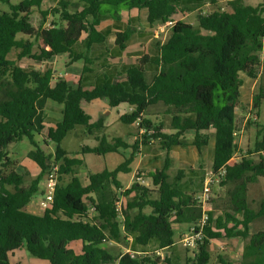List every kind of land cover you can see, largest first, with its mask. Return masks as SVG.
I'll list each match as a JSON object with an SVG mask.
<instances>
[{
	"label": "trees",
	"instance_id": "trees-1",
	"mask_svg": "<svg viewBox=\"0 0 264 264\" xmlns=\"http://www.w3.org/2000/svg\"><path fill=\"white\" fill-rule=\"evenodd\" d=\"M0 2L8 6L0 11V264H12L10 256L22 248L48 264H158L161 260L154 251L145 253L147 249H142L131 255L112 251L106 244L119 243L130 235L132 248L148 246L152 240L157 248H169L175 243L173 223L189 228L201 216L196 193L178 187L175 180L183 171L178 170L170 179L168 158L161 168L144 173L151 187L137 181L141 171L135 172L130 186H120L117 173L130 171L132 156L114 170L88 171L86 182L81 181L76 169L82 160L70 156L60 143L77 125L90 135L103 127L102 117L91 121L81 107L82 101L96 98L106 100L109 107L121 103L130 107L119 121L125 125L137 123L139 139L133 143L131 155L140 143L152 140L167 151L176 146L200 150L208 144L206 131L212 128L211 170L224 171L218 183L227 189L228 206L219 214L206 211L202 241L192 257H186L185 264H211L210 241L232 237L247 239L240 264H264V229L249 231L252 220L264 215V197L257 211L247 202V184L264 177V121H253V147L237 155L234 120L243 84L240 73L256 78L261 68L262 4L248 5L244 0H225L223 6L219 0H57L42 9L43 0ZM203 2L215 7L203 12ZM104 5L116 9L110 12ZM132 8H145L149 24L196 10L195 25L175 20L169 37L159 45L158 55L141 56L135 64L126 66L124 81H104L90 89H83L80 83L74 86L62 77L53 80L52 68H24L17 62L24 57L42 62L66 54L68 62L82 61L85 73L92 62L88 56L90 46L105 40L97 29L104 15L118 18L120 9ZM34 9L40 13L37 27L31 21ZM129 32L116 33L121 49ZM83 34L84 49L77 51L75 46ZM13 50H18L15 59L8 57ZM148 61L159 66L151 82H146L143 72ZM48 99L62 104L63 109L61 120L46 128L44 108ZM158 102L167 107L160 114L162 118L154 122L144 116V110ZM263 102L264 85L260 84L253 94L254 110H259ZM35 134L41 135L45 144L52 141L55 150L46 153L34 140ZM24 137L33 145L27 155L38 167L29 179L25 172L14 170L6 151L8 144ZM95 140L97 145L82 146L80 152L102 155L129 146L120 136L101 135ZM51 160L58 164L52 204L40 214L28 211L26 206L44 181ZM65 176L69 179L64 180ZM74 241L81 242L79 252L70 247ZM218 259L220 264H229L222 256ZM163 261L175 264L168 256Z\"/></svg>",
	"mask_w": 264,
	"mask_h": 264
},
{
	"label": "rangeland",
	"instance_id": "rangeland-1",
	"mask_svg": "<svg viewBox=\"0 0 264 264\" xmlns=\"http://www.w3.org/2000/svg\"><path fill=\"white\" fill-rule=\"evenodd\" d=\"M19 0H11L12 3H17ZM77 2V0H72ZM195 1V0H194ZM198 1V0H196ZM56 0H43V8L49 7ZM244 2L248 5L256 6L258 4H262L264 7V0H244ZM225 3L224 0H220L219 4L223 6ZM79 4V3H78ZM211 5V4H210ZM204 6V4H203ZM209 6V5H208ZM203 7L205 10H212L215 6L211 5L212 7ZM104 9L110 10L113 12L116 7L110 5H104ZM75 6L73 7V9ZM8 6L5 3L0 2V11L7 10ZM122 10V9H120ZM119 10V11H120ZM196 14H192L184 18L186 21H195ZM51 18H48L47 21L49 22ZM32 24L37 27L40 22V13L39 10L34 9L31 15ZM47 25V23H46ZM18 37H23L22 34H18ZM263 45H264V38H263ZM77 51H81L84 49V44L78 43L75 46ZM18 50H13L8 55L9 58L15 59ZM261 58V68L258 73V77L251 78L245 75L243 72L240 73L241 78L243 79V85L240 88V102L237 106L234 107V120L236 122V135L235 141L238 146L237 155L241 153H245L247 149H251L254 144L255 140V132L256 127L254 126L253 121L256 120L258 122L264 121V102L261 104L259 110H254L253 108V94L257 91L258 86L264 85V51L260 53ZM56 60L52 59L47 60L44 62H37L31 58H22L18 62V64L24 68L28 67H36L39 66L40 69L45 70L46 68L55 67L57 71H63L65 69L64 62L68 60L66 54H60L55 57ZM53 70V69H52ZM3 97L2 93L0 92V99ZM59 103L52 101L50 99L47 100L45 104L46 112L49 111L50 108H55L58 106ZM90 101H83L82 105L85 109H88L89 113L92 115V119H97L102 117L103 119V127L99 131H95L92 135L87 134L84 130L82 125H77L74 127L72 131H70L61 141L60 146L67 151L70 155L78 154L79 158L82 160V165L76 169V174L79 176L81 181L85 183L86 175L88 171L91 172H98L104 169L107 170H114L120 165L125 159L130 158L132 156V160L129 162L128 166L130 171L128 172H118L117 173V180L120 186L123 188L126 185L130 186L131 183L135 181V171L136 169L141 170V173L144 174L146 171H155L156 169L161 168L165 164L166 158L169 161V169L168 174L170 179L175 178V174L178 170L183 171V174L180 179H175L178 183V187L185 189V190H193L196 193V196L202 192L203 188V180L207 176V174L211 170L212 160H213V152H214V130H207V134L209 136L208 144L202 147L200 150H197L195 147H185V146H176L172 148L170 151L164 149L158 141L155 142H148L146 144H140L139 147L141 148V153L134 151L132 154V140L131 135L128 133L137 132V123L132 126H128L123 124L119 121V111L122 109L120 108H108L104 111L101 110V107L94 106L93 110L92 107L89 108ZM93 106V105H92ZM167 107L166 104L162 102H158L155 104L149 105L144 110V116L150 118L154 122H158L157 120L161 119L162 116L155 121V113L161 112L165 110ZM61 119V118H60ZM59 119V120H60ZM54 119H47L46 123L52 124L54 123ZM46 124V128L48 127ZM105 135L108 138L115 137V135L122 136L124 139L127 140L129 146L119 152H108L102 155H97L94 153H81L80 149L82 146H95L98 142L95 140V136ZM186 137L190 138L191 133L187 132ZM43 137L39 134L34 135V140L38 143V145L46 152L52 153L55 150V144L52 141H48V144L43 142ZM33 148V145L29 141L27 137H24L22 140L17 142H12L8 144L6 147V151L8 152L9 157L12 159L14 164L12 167L17 172H25L27 174V179L31 178L32 175L38 171L37 165L28 157V152ZM254 158H257V155H254ZM200 164V166H199ZM145 171V172H142ZM69 176H65L64 180H68ZM145 185L151 187V180L148 177H144ZM143 184V183H142ZM263 185H264V178H260L257 183L250 185V197L253 200L258 201L259 198L263 195ZM44 188V182L41 183L39 186V190L33 194L31 198V203L35 204L40 201L42 197V190ZM227 189L225 187H221L218 181L214 182L211 186V194L212 197L209 202L206 204V210H213L216 214L224 212L227 209L228 201H227ZM155 195V193H154ZM256 201L252 204L253 206L256 205ZM39 209H34L35 212H39ZM33 210V208H29ZM40 213V212H39ZM263 225L262 222L256 221L254 225V229H258ZM174 227V240L178 241L179 236L181 234L186 233L189 228L187 229V224H178L173 223ZM180 229L184 231V233L179 232ZM251 231L253 230V224H251ZM180 233V235H179ZM111 242L107 243L106 245L112 251H118L122 246L126 245V247H132L134 242L128 240L126 237L124 240L119 242L121 247H117V245L110 244ZM118 243V242H117ZM237 244L235 241H228V239L222 238L219 240H214L212 243V259L211 264H219L218 255L222 256L223 258L228 259V250L229 248L233 247L235 250V246ZM76 252L80 251L81 242L74 241L70 244ZM119 248V249H118ZM194 248H186L182 246L181 243H176L175 247L168 251V257L170 258L171 262L175 264H185L186 257H192ZM179 250V258H176L175 255L170 256L171 251ZM155 252V251H154ZM156 253V252H155ZM167 253V252H166ZM158 254V253H156ZM158 260H161L158 264H165L163 261V257L165 255L158 254ZM10 261L12 264H48V261L43 259H39L30 255L25 248L18 249L15 251L13 256H10Z\"/></svg>",
	"mask_w": 264,
	"mask_h": 264
},
{
	"label": "crops",
	"instance_id": "crops-1",
	"mask_svg": "<svg viewBox=\"0 0 264 264\" xmlns=\"http://www.w3.org/2000/svg\"><path fill=\"white\" fill-rule=\"evenodd\" d=\"M57 1V0H56ZM220 1V0H219ZM225 1V0H224ZM43 3V2H42ZM54 4V3H53ZM52 4V5H53ZM204 4V6H203ZM43 5V4H42ZM209 5V6H208ZM51 6V5H50ZM212 7L209 2H203L200 9L203 12L210 11V9L205 10L203 7ZM43 7V6H42ZM47 8V7H46ZM43 8V9H46ZM196 10L194 11H189L185 13H176L174 14L171 18L172 20H183L185 22L191 23L195 25V21H186L184 18H186L189 15L196 14ZM97 29L101 31L105 35V40L101 43H94L90 46L88 56L92 59L91 64L87 66V71L85 73L82 72L83 68V62L82 61H75V62H68L66 60L64 62L65 69L63 71H57L55 67H52L53 69V80H55L58 77H62L65 80H67L70 84H73L76 86L77 84L80 83L83 89H90L104 81H110V82H115V81H124L125 80V67L128 65L135 64L137 60L141 56H148V57H155L159 53V45L163 44L167 38L170 35V29L171 26H168L166 22H160L159 19H156V21L153 22V24H149L147 21V10L145 8L138 9V8H132V9H122L119 11V17L118 18H112L109 14H105L104 17L102 18L100 24L97 26ZM130 31L127 40L124 42L125 47L121 49L117 42H116V33L117 32H123V31ZM85 38V34L81 36V39L78 43H81L82 40ZM77 43V44H78ZM83 43V42H82ZM76 44V45H77ZM82 51V50H81ZM60 55V54H59ZM56 56H53L52 59H55ZM51 60V58L49 59ZM47 61V60H46ZM44 62V61H42ZM36 68H40L39 66H36ZM43 70V69H42ZM159 71V66L158 64L148 61L143 65V72H144V77L146 82H151L153 77L158 73ZM258 77V76H257ZM243 85V84H242ZM241 88V87H240ZM47 102V101H46ZM83 101L81 102V107L84 109L85 112H87L90 117L91 121H95L97 119H92L91 113H89L88 109H85L82 105ZM89 108L94 106H99L101 107V110L104 111L108 108H120L122 109L119 111L118 116L121 114L130 111V107L126 103H121L117 107H109L107 104V101L104 99H93L90 101ZM93 105V106H92ZM62 109L63 105L58 104V106H55V108H50L48 112H46L44 108V124L46 126V121L47 119L55 120L54 123L48 124V127L54 126V124L58 121H60L62 118ZM163 111L155 113L154 117L160 118V114H162ZM119 118V117H118ZM60 119V120H59ZM136 123H132L128 126L134 127ZM212 129V128H211ZM209 129V130H211ZM131 135V140L132 143L136 141V139H139L138 136V131L137 132H130L128 133ZM118 136V135H115ZM122 137V136H120ZM123 140L128 144L127 140L122 137ZM155 142V141H150V143ZM141 144V143H140ZM139 144V145H140ZM141 147V146H140ZM138 148V153H141V148ZM185 147H193V146H185ZM174 148V147H172ZM171 148V149H172ZM125 148H118V152L123 150ZM170 149V150H171ZM169 150V151H170ZM70 155V154H69ZM70 156H75L79 158L78 154H73ZM235 158L231 160L230 162H234ZM200 166V164H199ZM136 171H141L139 169H136ZM135 171V172H136ZM38 172V171H37ZM35 172L33 176L36 175ZM145 172V171H142ZM149 171H146L147 173ZM79 177V176H78ZM260 178H264L262 176L258 177L255 182L248 183L247 184V202L250 208L253 210L257 211L260 206V202L264 197V185H263V195L259 198L258 201L253 200V198L250 197V185H253L259 181ZM86 182V180H85ZM128 187L126 185L123 188ZM256 201V205L253 206L252 204ZM38 203L32 204L31 201L30 203L27 204L26 209L28 211L40 214L42 213V210H39V212H35L34 209H39ZM33 208V210H30L29 208ZM256 221L262 222L263 225L259 227L258 229H254V225ZM251 224H253V230L251 231ZM188 229V226L186 227ZM264 229V215L254 218L252 222L249 224V231L250 233L256 232L258 230H263ZM180 229V233H181ZM179 233V235H180ZM182 233L184 231L182 230ZM182 236V234H181ZM179 236V239L180 237ZM128 240L132 241V237L130 235L127 236ZM222 239V238H221ZM228 239V241H235L237 244L235 247V250L233 247L229 248L228 250V259L225 257L223 258L224 260L228 261L229 264H240V258L243 250V246L246 243V240H241L236 237L232 238H225ZM214 240H219V239H212L208 245L209 250L212 251V243ZM176 243H180L179 240L175 241V243L170 246L169 248H157L155 246V242L152 240L148 246L142 247V246H136V247H126V245L122 246V248H118L119 251L121 252H133L139 253L141 252L142 249H147L146 252H151L155 251L158 254H163L165 256H168V251L175 247ZM112 245H117V247H121L119 245L120 243L112 242L110 243ZM167 252V253H166ZM179 250L176 251H171L170 256L175 255L176 258H179L178 254ZM212 253V252H211ZM116 264V263H113ZM220 264V261H219Z\"/></svg>",
	"mask_w": 264,
	"mask_h": 264
},
{
	"label": "built area",
	"instance_id": "built-area-1",
	"mask_svg": "<svg viewBox=\"0 0 264 264\" xmlns=\"http://www.w3.org/2000/svg\"><path fill=\"white\" fill-rule=\"evenodd\" d=\"M174 23V20H169L166 22L168 26H171ZM140 132H144L143 129L140 130ZM233 160V159H232ZM49 168L47 169V173L45 175L44 179V188L42 190V197L39 201V206L41 207V210H45L46 208H49L53 201V194L54 189L57 184V177H58V164L54 161H49ZM224 173L223 169L219 170L217 173L210 170V172L207 174V176L203 180V188L202 192L196 196L197 202L200 204L202 209L201 216L194 222L193 225L189 227V230L182 234V236L179 239V242L182 244V246L186 248H194L196 245L202 241L203 238V229L205 225L207 224V213L206 211V204L209 202V200L212 197L211 194V186L214 182L218 181L219 175H222ZM137 181L139 183L144 182V174L141 172L136 177ZM120 205V202L117 203ZM92 211H95L94 207H91ZM131 255H133V252H128Z\"/></svg>",
	"mask_w": 264,
	"mask_h": 264
},
{
	"label": "water",
	"instance_id": "water-1",
	"mask_svg": "<svg viewBox=\"0 0 264 264\" xmlns=\"http://www.w3.org/2000/svg\"><path fill=\"white\" fill-rule=\"evenodd\" d=\"M157 260H158V258H157Z\"/></svg>",
	"mask_w": 264,
	"mask_h": 264
}]
</instances>
